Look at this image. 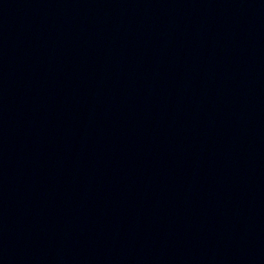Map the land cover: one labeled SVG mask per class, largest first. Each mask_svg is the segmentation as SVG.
<instances>
[{
  "label": "water",
  "instance_id": "obj_1",
  "mask_svg": "<svg viewBox=\"0 0 264 264\" xmlns=\"http://www.w3.org/2000/svg\"><path fill=\"white\" fill-rule=\"evenodd\" d=\"M0 264H264V0H0Z\"/></svg>",
  "mask_w": 264,
  "mask_h": 264
}]
</instances>
